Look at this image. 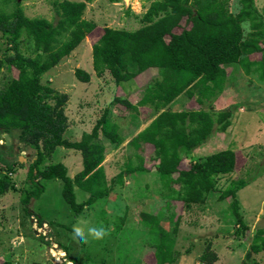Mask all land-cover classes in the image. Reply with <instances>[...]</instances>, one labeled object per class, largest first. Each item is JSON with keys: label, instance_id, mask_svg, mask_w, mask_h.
Segmentation results:
<instances>
[{"label": "rangeland", "instance_id": "374dc122", "mask_svg": "<svg viewBox=\"0 0 264 264\" xmlns=\"http://www.w3.org/2000/svg\"><path fill=\"white\" fill-rule=\"evenodd\" d=\"M21 1L27 16L45 17L57 23L56 0ZM86 1L84 16L97 26L70 54L47 71L42 81L70 96L65 107L69 127L64 133V138L69 141H81L84 133L92 132L108 108V115L118 126L117 133L122 135V142L112 141L99 128V134L93 141L104 147V158L93 172L102 169L107 185L111 186V194L109 198L98 200L78 213L63 196L64 181L61 178H39L45 187L44 192L25 204L23 198L32 187L27 174L29 163L35 159V150L24 145L16 135L0 131V179L15 186L0 194V216L7 211L6 205L13 211H19L12 217V222L8 220L10 227L7 228L6 239L10 244L16 235L15 240L19 244L15 251H19L20 264H65L67 261L71 264H162L155 259L159 235L144 222L143 213L159 215L162 225L169 231L179 218L174 246L179 252L178 258L173 263L163 264H203L201 256L209 241L213 251L219 255L214 264H264V251L247 256L254 234L264 228V78L259 72L247 73L242 65L235 63L226 68L222 88H215L204 99L203 105L198 104L197 97H190L185 92L168 103L142 101L152 80L144 85L135 80L118 83L109 69L99 74L94 69L93 43L106 27L126 30L142 27L141 17L152 2ZM254 3L264 16V0H254ZM241 7L240 0L230 1V9L234 13ZM243 26L245 33L251 30L249 22ZM21 49H28L24 42ZM6 52L14 54L16 51L0 31V60ZM130 68L134 70V67ZM77 69L85 70L91 79L81 81L77 77ZM154 71L159 76V72ZM18 74L16 68L9 70L1 66L0 88ZM116 96L128 99L136 108L116 104ZM168 108L206 109L214 118L220 112H230V124L225 130L220 128L221 122L216 121L211 134L200 145L179 150L182 170L220 150L235 152V170L215 177L217 189L209 193L204 203H193L168 194L158 171L161 159L154 144L147 142L141 146L142 149H137L132 142L160 112ZM21 156L24 158L21 159ZM82 162L80 150L58 146L42 167L51 163L66 165L68 175L74 181L72 186L76 200L85 202L91 193L75 180L76 174L83 169ZM128 164H143L147 171H128ZM178 175L175 172V176ZM237 179L248 182L236 195L247 227L237 223L229 206L232 198H220L223 190L232 187ZM173 187L178 189L179 186L175 183ZM125 215L126 221L119 227V218ZM90 228H103L104 235L97 239L89 233ZM76 231L84 235L83 242L72 239V233ZM14 255L13 258H16ZM9 256L6 255L7 258ZM7 258L0 264L9 261Z\"/></svg>", "mask_w": 264, "mask_h": 264}, {"label": "trees", "instance_id": "16d2710c", "mask_svg": "<svg viewBox=\"0 0 264 264\" xmlns=\"http://www.w3.org/2000/svg\"><path fill=\"white\" fill-rule=\"evenodd\" d=\"M150 1L149 10L141 17L142 27L136 30L106 27L93 43L94 69L99 74L109 69L120 83L135 80L137 76L156 69L159 76L153 73L152 83L147 86L142 101L168 103L185 92L190 97H197L199 105L204 104V99L215 88H222L226 68L231 64L242 65L250 74L259 72L264 78V16L254 0H240L242 7L236 13L230 9L231 0ZM54 5L59 16L56 24L45 17L27 16L21 0H0V31L16 51L14 54L6 52L0 60V67L19 71L17 77L12 76L0 88V131L16 135L24 145L35 150V159L29 163L27 174L32 187L23 202L28 205L44 192L45 187L39 178H61L65 200L79 213L86 206L109 198L112 190L102 169L93 172L104 158V147L93 141L99 128L116 143L122 142V135L117 133L118 126L112 122L107 108L92 132L84 133L81 141L64 138L69 127L65 107L70 96L44 83L42 77L70 54L97 23L84 16L86 0H56ZM245 22H249L251 28L247 33L243 26ZM23 42L28 48L26 51L21 49ZM130 66L134 67L133 71ZM76 74L81 81L91 79L83 69H77ZM114 102L136 108L121 96H116ZM229 115L230 112H220L214 118L206 109L174 111L168 108L160 112L132 142L135 146L138 142L154 144L161 159L158 171L168 194L178 195L189 202L204 203L209 193L217 189L215 177L235 170V152L220 150L182 170L179 150L200 145L211 134L216 121H220V128L225 130L230 124ZM58 146L75 148L82 153L83 169L76 174L75 180L91 193L85 202L76 200L74 181L68 175L66 165L51 163L42 167ZM136 148L142 149L139 144ZM127 167L131 172L147 171L143 164H128ZM175 172L179 173L177 177ZM175 183L178 189L173 187ZM247 184L246 180L237 179L232 187L223 190L220 197L221 200L232 198L230 209L237 223L244 227L247 225L240 214L236 195ZM9 188L15 186L0 179V194ZM142 219L152 232L159 235L155 246L157 263L175 262L179 255L174 247L179 218L172 231L162 225L159 215L143 213ZM119 220V227H122L126 215ZM261 251H264V228L254 234L247 256ZM218 256L209 241L201 262L214 264Z\"/></svg>", "mask_w": 264, "mask_h": 264}, {"label": "crops", "instance_id": "0c3cea01", "mask_svg": "<svg viewBox=\"0 0 264 264\" xmlns=\"http://www.w3.org/2000/svg\"><path fill=\"white\" fill-rule=\"evenodd\" d=\"M153 73H154V76H155V71H153V72L151 71L148 74L147 73H143V74H141V75L136 77L135 82L138 83L139 85H144L145 83H147L150 80H152ZM141 79H144L143 82H141ZM174 111H182V110H174ZM137 140L138 139L136 138V141ZM145 143H147V142H142V143L138 142L137 144L143 146V144H145ZM149 143H151V142H149ZM137 144H136V146H137ZM5 208H7L6 209L7 211L6 212L3 211L2 216H0V263H2L3 261L6 260L5 258H7L6 257L7 254H10L11 256H9L7 258V260L11 261L12 264H20L19 251H18V253H16V251H15L16 246H18V244H19V242L17 240H15L16 239L15 238L16 235L13 236L14 241H12V243H10V244L7 243V239H6V237H7L6 234L8 232L7 228L10 227V226H8V220H10V222H12V217L15 214H17L16 212H19V211L18 210L13 211V208H10L8 205H6ZM12 234H13V232H12ZM22 250H21V252H22ZM13 254H15L14 257H16V258H13ZM53 264H58V263L53 262ZM65 264H71V262L67 261V263H65Z\"/></svg>", "mask_w": 264, "mask_h": 264}, {"label": "clouds", "instance_id": "9594fccd", "mask_svg": "<svg viewBox=\"0 0 264 264\" xmlns=\"http://www.w3.org/2000/svg\"><path fill=\"white\" fill-rule=\"evenodd\" d=\"M89 233L93 237L98 239V238H101L104 235V229L103 228H90L89 229ZM72 239L77 241V242H83L85 240V237H84V235L81 232L76 231V232L72 233Z\"/></svg>", "mask_w": 264, "mask_h": 264}, {"label": "water", "instance_id": "95a60500", "mask_svg": "<svg viewBox=\"0 0 264 264\" xmlns=\"http://www.w3.org/2000/svg\"><path fill=\"white\" fill-rule=\"evenodd\" d=\"M24 158L23 156H21V159Z\"/></svg>", "mask_w": 264, "mask_h": 264}]
</instances>
